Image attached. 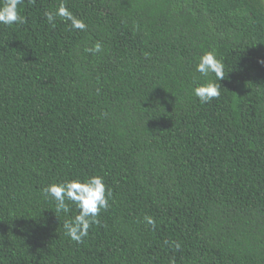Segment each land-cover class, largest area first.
<instances>
[{
	"label": "trees",
	"instance_id": "1",
	"mask_svg": "<svg viewBox=\"0 0 264 264\" xmlns=\"http://www.w3.org/2000/svg\"><path fill=\"white\" fill-rule=\"evenodd\" d=\"M61 3L84 31L46 20ZM19 14L0 25V264H264V0H22ZM207 52L225 76L201 103ZM93 175L109 207L76 243L63 225L78 209L42 190Z\"/></svg>",
	"mask_w": 264,
	"mask_h": 264
},
{
	"label": "clouds",
	"instance_id": "2",
	"mask_svg": "<svg viewBox=\"0 0 264 264\" xmlns=\"http://www.w3.org/2000/svg\"><path fill=\"white\" fill-rule=\"evenodd\" d=\"M22 0H0V25L11 26L13 24L24 23V18L19 14V5ZM45 18L50 24H54L57 18L70 23V27L75 30L84 31L87 25L83 20L77 18L69 8L61 3L54 11H47ZM88 52L100 53L102 45L100 42L94 43ZM196 72L202 77H209L214 74L216 80H209L206 83L198 84L193 88V94L201 103H209L220 95V85L217 83L225 76L223 63L212 53L207 52L199 57L196 64ZM45 197H50L55 201L57 213H68L70 205L74 204L78 209V214L66 221L63 228L70 240L81 243L88 236L89 229L94 224H99V215L102 210L109 207L110 190L107 189L104 178L101 176H90L84 181L79 179L68 180L60 183H53L43 190ZM144 221L148 225H154L155 220L150 216H145ZM174 249H180L179 242H172Z\"/></svg>",
	"mask_w": 264,
	"mask_h": 264
}]
</instances>
